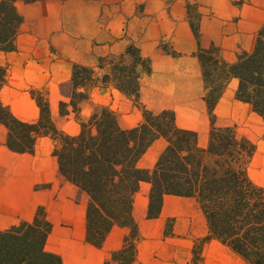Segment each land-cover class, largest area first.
Instances as JSON below:
<instances>
[{
  "label": "crops",
  "instance_id": "crops-1",
  "mask_svg": "<svg viewBox=\"0 0 264 264\" xmlns=\"http://www.w3.org/2000/svg\"><path fill=\"white\" fill-rule=\"evenodd\" d=\"M15 7L22 21L13 50H0L5 69L0 100L18 119H38L32 91L47 97L53 118L61 100L58 87L69 79L74 63L96 66L99 57L117 56L134 46L149 67H137L140 103L153 113L173 111L177 126L196 131L201 147L207 142L210 118L198 47L215 48L218 60L229 64L238 53L252 51L264 26V0H16ZM237 84V78H230L214 106L218 126L237 128L254 113L250 104L236 98ZM106 89L122 128L141 122L142 113L130 98L112 86ZM7 132L0 123V231L31 221L41 206L51 225L44 248L57 254L61 264H117L110 253L122 247L129 229L115 225L100 247L89 243V197L60 174L53 139L40 136L32 152L20 153L6 146ZM165 145L164 138H156L138 166L152 168ZM149 189L148 182H141L134 195L132 216L139 237L131 264H194L193 240L207 234L198 203L192 197L165 195L160 215L148 218ZM190 200L203 216L199 231L185 222L179 206ZM170 218L172 233L166 234ZM211 242L246 264L218 241ZM201 256L207 264L205 253Z\"/></svg>",
  "mask_w": 264,
  "mask_h": 264
},
{
  "label": "trees",
  "instance_id": "trees-1",
  "mask_svg": "<svg viewBox=\"0 0 264 264\" xmlns=\"http://www.w3.org/2000/svg\"><path fill=\"white\" fill-rule=\"evenodd\" d=\"M15 1L0 0L1 51L13 50L22 21ZM193 29L199 37L195 24ZM197 56L210 118L204 147L198 144L196 131L177 126L173 111L153 113L140 103L137 67H149L134 46L117 56L99 57L96 66L72 65L69 79L60 84L65 99L59 101V113L75 114L76 133L56 127L47 97L38 91L31 92L39 107L34 122L18 119L0 100V123L8 130L6 146L14 152H32L36 139L49 135L60 174L87 193L86 240L100 247L113 226L129 229L122 247L110 253L117 264H131L135 259L139 232L132 207L141 182L150 184L148 218L160 215L165 195L192 197L207 225L201 241H218L246 264H264V184L254 183L248 174L254 144L233 126H218L213 112L226 82L235 77L236 98L250 104L264 121V26L252 51L238 53L232 63L219 61L213 47H198ZM4 80L5 69L0 66V88ZM109 86L132 99L142 113L140 123L122 128L116 112L105 105H95L87 116H80L91 90ZM159 137L166 145L155 164L150 169L139 167L138 160ZM50 228L40 206L31 221L0 231V264H61L57 254L44 248ZM164 232L171 234L172 229L166 226ZM198 256L194 248L193 258Z\"/></svg>",
  "mask_w": 264,
  "mask_h": 264
},
{
  "label": "rangeland",
  "instance_id": "rangeland-1",
  "mask_svg": "<svg viewBox=\"0 0 264 264\" xmlns=\"http://www.w3.org/2000/svg\"><path fill=\"white\" fill-rule=\"evenodd\" d=\"M106 88L108 87H96L91 90L90 99L83 103L81 106L80 116H87L95 105H105L111 108L109 105L111 95L109 90ZM58 91H60V86L58 87ZM63 99L65 98L61 94V100ZM52 119L56 127L65 133L73 134L78 131L79 125L75 114L73 112H70L65 116L60 115L59 105L56 113L53 114ZM235 129L238 135L247 137L254 144V152L248 163V174L254 183L263 185L264 140L262 138V135L264 133V121L254 113H250L248 116L244 117L241 120L239 127ZM190 201L191 202L181 203L179 204V206L182 208L185 222L189 221L190 223H194L199 231L202 226L203 216L199 210L198 205L195 204L192 200ZM173 224L174 218H170V220H166L165 228L167 226V228L172 229ZM203 237L204 236L202 235L193 240V249L195 248V251H198L199 253L198 259L193 258L194 264H202V252H204L207 257V264H244L242 261H238L235 257L230 255L227 250L221 248L218 244L211 241H201Z\"/></svg>",
  "mask_w": 264,
  "mask_h": 264
}]
</instances>
